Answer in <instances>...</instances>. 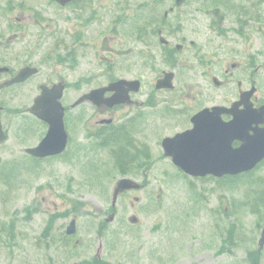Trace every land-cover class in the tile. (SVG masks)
Instances as JSON below:
<instances>
[{"label": "flooded vegetation", "instance_id": "obj_1", "mask_svg": "<svg viewBox=\"0 0 264 264\" xmlns=\"http://www.w3.org/2000/svg\"><path fill=\"white\" fill-rule=\"evenodd\" d=\"M44 1L0 0V122L6 138L0 141V146L11 141L19 125L17 118L22 113H26V117L31 120L32 132L35 131L42 138L49 133L50 123L31 110L42 91V84L49 89L57 83L63 85L61 101L64 105V127L68 141L63 152L41 158L27 151L32 146L13 150L12 161L4 165V171L9 168L15 171L25 165L31 167L35 160L68 159V156L71 159L73 156L75 161L79 159L81 167L95 169L96 166L100 172L112 165L122 174L121 178H132L141 184V189L151 184L152 169L158 165H163L164 169L176 168L191 180H215L216 177L211 174L205 177H191L187 174L176 164L173 156L167 155L165 141L171 140L177 147V142L172 141V138L181 133L193 130H206L209 133L207 131L217 128V124L225 127L234 125L241 131V137L231 133L226 135L224 132L222 137L230 140L236 149L244 142L253 140L264 129V91L261 90L264 72L259 74L261 70L264 71V62L258 65L253 54L248 58L239 57V51H235L231 58L226 47H223L219 55V60L225 62L219 66L216 64L219 63L217 57L209 60L198 52L193 53L194 60L190 63L183 58L186 52L192 51L189 47L196 45V39L202 33L201 21L204 19L209 20L213 31L224 33V36L228 32H238L248 40L253 30L263 33L264 0H254L253 5L248 0L247 6L237 0H67L65 4L57 0H46L48 5L62 9L83 5L89 8L99 6L105 10L108 6H114L116 12L124 13L116 16L120 25L118 33H113V36L103 35L100 41H96L99 45L101 42L98 58L109 66H117L119 58L135 60V64L126 67L124 75L119 77L95 72L92 80L104 76L106 82L84 89L77 85L80 93L75 99L67 90L72 83L62 76L53 82L38 83L39 93L31 98V104L19 109L15 103L18 89L30 86L29 89L33 91L34 85L29 83L42 73L52 56L55 55L54 61L60 65L71 63L72 60L76 62L77 59L75 50H70L68 44H65L68 49L62 53H49L46 49L48 33L43 26L44 8L40 7ZM128 11L131 16L127 15ZM101 16L94 9L85 23L88 25ZM76 40L80 41L81 37ZM154 43L160 44L161 59L169 63V66L147 84L142 58L145 53L152 55L155 50L144 51L143 44ZM221 47L218 45L217 49L221 50ZM212 62H215L214 65ZM202 66L204 68L201 71ZM29 68H36L37 72L25 75L27 77L21 81H13L24 69ZM197 77L204 78L214 88H235H232L229 96L223 91L222 101L211 103L203 100L205 92L199 93L196 90L199 88L195 84ZM120 80H124L120 87L121 101L112 103L109 99L118 90L103 91L102 88ZM96 89L101 90L96 101L84 98ZM216 106L219 109H213ZM198 114H202L201 117H197ZM210 133L214 138L215 132ZM208 139L206 136L196 138L191 145L199 149L200 143L205 146ZM180 146L186 148L189 145L185 142ZM1 158L0 153V162ZM119 180L115 182L116 185ZM51 224L52 220L45 222L39 235L41 243L38 242V251L33 261L27 264H66V254L70 253V239L73 235L67 234L65 229L51 238ZM92 256L102 260L97 254ZM76 264L87 262L81 260Z\"/></svg>", "mask_w": 264, "mask_h": 264}, {"label": "rangeland", "instance_id": "obj_2", "mask_svg": "<svg viewBox=\"0 0 264 264\" xmlns=\"http://www.w3.org/2000/svg\"><path fill=\"white\" fill-rule=\"evenodd\" d=\"M249 1L252 5L255 2ZM237 2L247 6L248 0ZM40 7L45 13L43 26L48 33V52L62 53L68 44L70 50H75L77 59L60 65L54 61L55 55L52 56L42 73L29 83L34 85L33 91L30 86L18 89L15 103L19 109L31 104V98L39 93L38 83L53 82L62 76L72 83L67 90L75 99L80 93L77 85L84 89L106 82L104 76L92 80L95 72L119 77L124 75L126 67L135 64V60L119 58L117 66H109L98 58L101 42L99 45L96 41L120 30L116 16L124 13L116 12L114 6L105 10L83 5L62 9L48 5L45 0ZM94 9L102 16L87 25L85 21ZM127 15L131 16V12ZM201 26L196 45L190 46L192 51L183 56L189 63L194 60L193 53L198 52L209 60L217 57L219 66L225 62L219 60L223 47L230 51L231 58L239 51V57L248 58L253 54L258 65L264 62V32L253 30L246 40L238 32L224 36L213 31L208 19L202 20ZM77 37L81 40L77 41ZM218 45H222L221 50L217 49ZM147 49L155 50L142 58L146 83L150 84L169 63L161 59L159 43L143 44V50ZM198 79L195 78L199 86L196 90L205 92L203 100L211 103L222 101V92L229 96L235 88L227 86L222 90L211 87L202 77ZM261 90L264 91V85ZM26 115L18 116L17 131L11 141L0 146L1 264L33 261L45 222L52 220V238L65 231L74 217L77 230L70 239L72 245L66 254V264H76L96 254L102 258L95 259L100 264H250L248 249H257L264 226V215L253 214L249 205L255 192L252 180L243 177L234 184L211 179L191 180L176 168L164 169L158 165L152 169L151 184L147 188L124 191L113 207L115 182L122 174L112 165L100 172L96 166L95 169L81 167L78 158L75 161L73 156L70 159L66 155L68 159L35 160L31 167L25 165L15 171L11 168L4 171V165L12 161L13 150L34 146L42 138L32 132L31 120ZM256 176L264 177V165L254 170L252 177ZM113 212L115 215L110 220ZM133 215L138 217L137 223L129 219ZM10 229L15 230L11 247L4 243L5 236L12 241ZM259 264H264V248Z\"/></svg>", "mask_w": 264, "mask_h": 264}, {"label": "water", "instance_id": "obj_3", "mask_svg": "<svg viewBox=\"0 0 264 264\" xmlns=\"http://www.w3.org/2000/svg\"><path fill=\"white\" fill-rule=\"evenodd\" d=\"M62 4H65L67 0H57ZM71 1V0H70ZM184 0H178L182 2ZM25 72V73H24ZM37 72L36 68L24 69L19 76L14 79V82L21 81L25 79L29 74ZM124 80L119 82H114L108 85V87L102 88L103 91H108V89H116L117 94L111 97L112 103H120L121 99V89ZM42 92L37 96L35 104L32 106L31 110L42 119L50 123L49 133L42 139L39 145L28 148L27 151L40 157L58 154L62 152L67 145V134L64 127V106L62 105L60 98L62 96L63 85L61 83L55 84L53 88L49 89L47 86L42 85ZM101 90L96 89L89 94H86L84 98H90L96 101V97L99 95ZM79 102V101H78ZM213 109H219L217 106ZM204 111H209L205 109ZM202 114H198L197 117H201ZM217 128L208 130L206 133L201 131H188L181 133V135L172 138V141L177 142V147H175L171 140L165 141V146L167 148V155L173 156L176 164L184 169L187 173L192 176H207V174H213L217 177L228 175V174H239L245 171L253 170L258 163L264 160V129L259 131L257 135L254 136L253 140L241 145L239 148H233L230 144V140H226L222 137V134L229 135L235 134L241 137V131L238 127L230 125L228 127L218 125ZM0 141L5 139L4 131L1 127L0 122ZM217 131L219 134H217ZM215 132L214 138L211 137L212 133ZM199 133V134H198ZM198 134V135H197ZM206 136L209 138L205 141V146L201 145L199 149L193 148L191 142L194 139H201ZM212 138V139H211ZM232 139V138H230ZM188 143V147H181V143ZM139 183H135L132 179L124 177L118 181V185L115 187L113 192V203L115 206L119 198V194L128 189H136L139 187ZM114 213L110 216V220H113ZM131 221L137 223L138 218L135 216L130 217ZM76 231L75 219L71 221L68 226V233H74ZM259 240V249L264 247V228L262 229L261 236Z\"/></svg>", "mask_w": 264, "mask_h": 264}, {"label": "trees", "instance_id": "obj_4", "mask_svg": "<svg viewBox=\"0 0 264 264\" xmlns=\"http://www.w3.org/2000/svg\"><path fill=\"white\" fill-rule=\"evenodd\" d=\"M254 172H247L243 173L242 175L238 176H231V177H223L219 178L220 182H224V184H229V183H236L244 179L247 180H252V184L254 185L253 190H255L252 201H250L249 205L251 207V212L253 214H259V215H264V177L256 176L252 177ZM250 182V181H249ZM13 237L12 236V242H13ZM260 251L257 249H248V261L251 262V264H259V258H260ZM96 259V258H95ZM92 261V264H100L98 261Z\"/></svg>", "mask_w": 264, "mask_h": 264}]
</instances>
